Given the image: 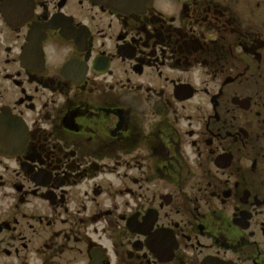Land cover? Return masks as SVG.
Instances as JSON below:
<instances>
[{"label": "flooded vegetation", "instance_id": "flooded-vegetation-1", "mask_svg": "<svg viewBox=\"0 0 264 264\" xmlns=\"http://www.w3.org/2000/svg\"><path fill=\"white\" fill-rule=\"evenodd\" d=\"M0 264H264V0H0Z\"/></svg>", "mask_w": 264, "mask_h": 264}]
</instances>
